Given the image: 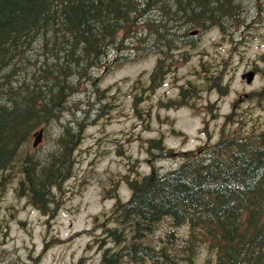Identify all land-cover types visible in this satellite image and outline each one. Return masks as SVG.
<instances>
[{
    "label": "trees",
    "instance_id": "trees-1",
    "mask_svg": "<svg viewBox=\"0 0 264 264\" xmlns=\"http://www.w3.org/2000/svg\"><path fill=\"white\" fill-rule=\"evenodd\" d=\"M253 2L262 9L264 0ZM241 3L0 0V201L16 180V196L50 214L53 192L72 173L90 112L97 103L100 110L111 103L97 73L158 55L146 88L139 79L130 87L132 109L141 116L136 105L142 92L159 87L163 60L197 42V28L238 27ZM191 90L181 87L170 104L187 105ZM162 138L147 142L150 172L127 179L129 197L118 199L97 224L98 264H193L201 251V264H264V129L248 128L230 113L216 142L177 153L180 163L165 172L154 167L172 153ZM42 140L48 141L45 154ZM165 218L171 228L187 229L178 246L172 230L157 246L146 240Z\"/></svg>",
    "mask_w": 264,
    "mask_h": 264
},
{
    "label": "rangeland",
    "instance_id": "rangeland-1",
    "mask_svg": "<svg viewBox=\"0 0 264 264\" xmlns=\"http://www.w3.org/2000/svg\"><path fill=\"white\" fill-rule=\"evenodd\" d=\"M240 6L238 27L231 30L225 22V31L197 28V42L189 39V45L163 60L159 87L153 93L142 92L136 105L141 116L132 109L134 90L130 92V87L139 79L146 88L158 55L151 53L125 61L106 74L97 73V83L111 103L103 110L97 103L90 112L72 173L53 192L50 214L42 215L26 197L18 198L16 180L0 201V264H98L102 251L96 242L101 231L97 224L118 199L127 200V179L150 172L146 153L150 139L161 136L165 148L172 150L154 164L165 172L180 163L177 153L216 142L230 113L235 120L242 118L248 128L264 129V3L261 10L254 8L253 0H243ZM115 55L120 56L113 52L111 57ZM249 71L256 74L247 85L240 76ZM181 87L192 88L191 96L187 105L175 108L169 101L177 99ZM90 101L95 99L90 97ZM41 142L39 151L45 154L48 141ZM170 230L176 246L187 237L186 227L171 228L165 218L146 240L157 246ZM203 259L201 251L193 264Z\"/></svg>",
    "mask_w": 264,
    "mask_h": 264
},
{
    "label": "water",
    "instance_id": "water-1",
    "mask_svg": "<svg viewBox=\"0 0 264 264\" xmlns=\"http://www.w3.org/2000/svg\"><path fill=\"white\" fill-rule=\"evenodd\" d=\"M254 77L253 72H247L241 76V79L245 80L247 84H250L252 82V79ZM42 131H39L37 135H35L33 146L35 147L41 140Z\"/></svg>",
    "mask_w": 264,
    "mask_h": 264
},
{
    "label": "flooded vegetation",
    "instance_id": "flooded-vegetation-1",
    "mask_svg": "<svg viewBox=\"0 0 264 264\" xmlns=\"http://www.w3.org/2000/svg\"><path fill=\"white\" fill-rule=\"evenodd\" d=\"M255 72V71H254ZM256 73V72H255Z\"/></svg>",
    "mask_w": 264,
    "mask_h": 264
}]
</instances>
